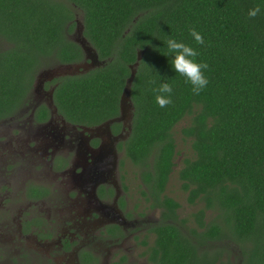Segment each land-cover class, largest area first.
I'll list each match as a JSON object with an SVG mask.
<instances>
[{"label": "trees", "instance_id": "1", "mask_svg": "<svg viewBox=\"0 0 264 264\" xmlns=\"http://www.w3.org/2000/svg\"><path fill=\"white\" fill-rule=\"evenodd\" d=\"M257 5L260 13L249 18ZM75 12L82 37L104 65L59 79L54 106L86 127L115 118L129 66L145 51L130 88L124 152L154 204L172 219L179 204L163 195L178 154L172 131L189 118L180 134L193 156L177 175L187 203L203 204L192 215L202 231L190 232L193 242L171 226L155 230L162 251L156 264H196V244L220 240L250 244L240 264H264V0H0V38L8 43L0 48V118L28 99L39 67L82 61L81 48L68 38L72 30L62 25ZM190 28L202 34L203 45L195 44ZM169 37L194 47L198 62L208 64V85L199 95L164 56ZM165 82L172 103L160 108L153 89ZM206 211L216 214L208 224Z\"/></svg>", "mask_w": 264, "mask_h": 264}, {"label": "flooded vegetation", "instance_id": "2", "mask_svg": "<svg viewBox=\"0 0 264 264\" xmlns=\"http://www.w3.org/2000/svg\"><path fill=\"white\" fill-rule=\"evenodd\" d=\"M62 25L72 30L68 38L74 43L83 38L77 12L73 21ZM6 45L0 38V48L5 50L2 46ZM85 63L88 60L83 56L73 64ZM40 73L33 77L28 99L11 115L0 118V264H156L162 251L155 230L168 226L194 242L190 232L196 229L183 231L176 223L180 205L176 218H168L166 208L154 204L138 167L132 165L136 175L126 181L130 177L125 171L124 143L131 131L132 108L128 118L110 126V136L88 132L102 123L86 127L64 119L53 101H48L63 77L42 79L34 88ZM46 133L58 139L39 142L38 137ZM108 139L113 153L102 156ZM41 157L53 173L51 181L42 182ZM163 195L171 198L166 190ZM15 204L19 209L12 221L9 206ZM199 225L196 221L200 233ZM205 247L196 244V264H220L223 257Z\"/></svg>", "mask_w": 264, "mask_h": 264}, {"label": "rangeland", "instance_id": "3", "mask_svg": "<svg viewBox=\"0 0 264 264\" xmlns=\"http://www.w3.org/2000/svg\"><path fill=\"white\" fill-rule=\"evenodd\" d=\"M7 45L6 46H2L3 49H7ZM51 62L48 61L47 64L42 65L41 67H39L35 73L38 74L43 70L52 68L56 65L54 64H50ZM189 121L188 117H185L183 120H181L174 128L172 131L173 134V138L175 140L176 143V150L178 151V154L176 156L175 159V167H174V171L172 172L168 184H167V188H166V192L167 195L170 194L171 198L176 201L177 203H179L180 208L177 212V221L176 223L179 225V227L184 231H190L191 229H196V221L195 219L192 217L193 214H196L199 210L203 209V204L200 202L199 204H188L186 201L187 198V193L183 192L181 189V182L178 179V175H177V171L179 170V168L181 167L184 158L186 157H190L193 156L192 151L190 149V144L188 141H185L182 139L181 134H180V130L182 127H184ZM33 136H35V132H33L32 134ZM2 139L4 140L3 142V146L5 144V141L7 139V137L1 136ZM39 142H49L51 140H57L58 138H53L50 135H48L47 133L45 135H43L42 137L39 136L38 137ZM6 147V144H5ZM38 153H42L41 152V147L39 148ZM38 158V157H37ZM39 166L42 168L40 171H42V176H43V180L46 181H51L52 180V175L53 173L48 170L46 168V164L43 161V157H41L39 159ZM126 167L127 169H125L128 177V180L126 181H130L133 180L135 177V172L132 167V164L127 160L126 161ZM61 197H64V191L63 188L60 191ZM19 204H15V205H11L9 206V217L12 221L15 220V211H18L19 209ZM42 215H45L46 212L42 211L41 213ZM216 219V214L212 211H206L205 212V216H204V222H207V220L211 221V220H215ZM5 239L9 240L10 242H12L13 239L9 238V237H5ZM215 246H219L217 248H215ZM250 246V244L244 243V244H240L234 240H223V241H218L217 243H209L206 247H205V251H211L214 250L212 253L214 254V252H217L220 254V257L222 258V261L220 264H223L224 262H226L227 264L229 263L228 261H232L233 264H240L241 263V258H242V251H246V249ZM215 248V249H214ZM221 252H220V251ZM231 263V264H232Z\"/></svg>", "mask_w": 264, "mask_h": 264}, {"label": "clouds", "instance_id": "4", "mask_svg": "<svg viewBox=\"0 0 264 264\" xmlns=\"http://www.w3.org/2000/svg\"><path fill=\"white\" fill-rule=\"evenodd\" d=\"M260 11L261 9L257 5L249 9L247 15L249 18H255ZM188 32L195 44H204L202 34L196 31L195 28H190ZM165 44L167 53L164 56L171 57L169 64L172 70L184 78L185 83L190 85L193 95H199L208 85V79L204 74L208 69V64L198 62L197 57L200 53L189 44L178 41L173 37H169ZM150 83H155V81H150ZM153 91L156 93L155 103L160 108H166L172 103V87L169 83H161Z\"/></svg>", "mask_w": 264, "mask_h": 264}, {"label": "water", "instance_id": "5", "mask_svg": "<svg viewBox=\"0 0 264 264\" xmlns=\"http://www.w3.org/2000/svg\"><path fill=\"white\" fill-rule=\"evenodd\" d=\"M75 42L81 48L86 60H88V63L61 64L52 69L43 70L39 74L38 76L39 80L38 82L37 81L35 82L34 88L35 86L36 87L40 86L41 84L40 80L42 79L52 80L56 77L76 76V75L83 74L91 69H94L96 67L103 65V62L99 61L98 55L95 52V50L86 42L84 38H80V39L76 38ZM144 52L145 51H138L136 62L133 65L129 66L130 77L127 79L126 85L119 99L118 117L103 122L99 127H96V129L95 128L88 129L87 130L88 132H92V131L93 132L96 131L97 133L102 132L110 136V126L113 123H117L120 120L128 118V111L130 108H132L131 103H130V88H131L132 81L136 74V68L139 62L141 61ZM48 101L52 103V95L50 96ZM101 152H102V156H104L105 154H109V156H111V154L113 153V147H112V142L110 139L106 141V146L102 149Z\"/></svg>", "mask_w": 264, "mask_h": 264}]
</instances>
